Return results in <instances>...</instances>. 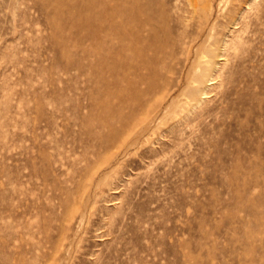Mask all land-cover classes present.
<instances>
[{
    "label": "rangeland",
    "instance_id": "obj_1",
    "mask_svg": "<svg viewBox=\"0 0 264 264\" xmlns=\"http://www.w3.org/2000/svg\"><path fill=\"white\" fill-rule=\"evenodd\" d=\"M72 1L0 0V264H264V0H153L192 47L130 147L101 142L111 40ZM194 58L217 77L185 106Z\"/></svg>",
    "mask_w": 264,
    "mask_h": 264
},
{
    "label": "bare ground",
    "instance_id": "obj_2",
    "mask_svg": "<svg viewBox=\"0 0 264 264\" xmlns=\"http://www.w3.org/2000/svg\"><path fill=\"white\" fill-rule=\"evenodd\" d=\"M111 1H112V3H110ZM63 2L65 3L66 0H59V4H61ZM152 2H153V0H73L72 2H69L71 7L74 8L75 10H77L78 13L81 15V17H84L85 20H87V17L89 18L91 16V14L98 13V11L102 12L103 17H100L97 20H95L94 22H92L91 25L88 26L89 29L87 32L89 33V35L93 39L99 40V38H100L99 37V30L106 28L108 30H106L107 32H106L104 37H106V38L108 37L111 40V46L109 47L110 50L108 51V56H107L108 63L106 65V68L108 69L110 76H111V78L109 80V85L111 88V95H112L113 99H115V101L109 105L108 112L106 115L99 116L97 118V120L99 121V124H101L102 126L108 127L107 134L102 136V139L100 137L101 142L104 141V145L106 144L108 146L111 145V146H115V147H117L119 144L124 145L125 147L134 146L137 143V141H139L140 137L146 135V133L154 132L158 128V125L160 124V122L162 121L164 116L169 114L168 108L171 105V103L165 104V102H166V98L169 97L171 91L173 90V84H171V82L167 78L164 79V77H165L164 72L168 71V67H169L168 61L175 56L174 48L179 47L181 49V51H185L186 56L188 57L187 59H189L192 43L190 41L185 40L186 38L185 39H183V38L182 39H179V38L174 39L168 34L166 36H161V28H160V25L157 23V15L153 11V9L151 8ZM159 18H160V16H159ZM78 24H79V22H78ZM78 24L73 22L74 27H76ZM179 27H181V26H179ZM186 28H188V27H186ZM84 29H86V28H84ZM179 32H180V30L178 31V33ZM185 33H186V31H185ZM184 37H185V35H184ZM222 42H223V40H222ZM221 45L223 46L224 44H221ZM230 48H231V46H230ZM233 49H234V47H233ZM234 51L235 50H233V53H234ZM222 52L224 53V51H222ZM223 57H224V55H223ZM229 57H231V56H229ZM229 57L228 58L224 57V58H225V60H227V59H229ZM224 58H223V60H224ZM190 63L191 64H190L189 72L187 75L189 78V81L187 82V88H190V90L187 92V95H186L188 97V99H186L184 102L185 106H188V105L194 106L196 104H199L198 101H200V100L195 97V94L198 92L201 94L206 93L205 88H201V89L198 88L197 89L196 86H193V84L200 83L202 81V79L204 78V76L206 77L207 81L213 80V78L217 77V76L213 77L212 73L209 71L208 67L210 66V64H209L208 60H205V61L204 60H202V61L198 60L197 61V59L194 58V59L190 60ZM233 63H235V62H233ZM221 70H222V68H221ZM222 73L223 72H221V74ZM227 76H228V74H227ZM254 82H256V81H254ZM250 83H252L251 80H250ZM178 84H179V81H178ZM175 88H176V86H175ZM233 88H235V87H233ZM238 88H240V87H238ZM207 90H208V88H207ZM221 91H223V90H221ZM233 92H235V91H233ZM171 98H172V96H171ZM262 107H264V106H262ZM247 109H249V108H247ZM196 110H198V109H196ZM262 110L264 111V109H262ZM96 112H98V111H96ZM235 112H236V110H235ZM104 113H105V111H104ZM184 116H186V115H184ZM195 116H196V114H195ZM183 119H184V117H183ZM194 123H195V121H194ZM201 128H202V126H201ZM236 128L239 129L240 127H236ZM173 129L172 130L167 129V130H165V132L170 134V132L173 131ZM179 131H180V129H179ZM258 136H259V134L257 135V137ZM180 139H181V137H180ZM161 140H163V139H161ZM166 140L169 141L168 138ZM260 140H261V138H260ZM260 140H259V142H260ZM250 141H251V139H250ZM162 142H164V141H162ZM160 144H162V143L160 142ZM93 145H96V144H93ZM258 145H259V143H258ZM115 147L112 149H115ZM165 147H166V145H165ZM154 148H155V146H154ZM243 150H244V148H243ZM231 152H233V150ZM175 154H176V152H175ZM80 159H82V158L80 157ZM219 167H221V166H219Z\"/></svg>",
    "mask_w": 264,
    "mask_h": 264
}]
</instances>
